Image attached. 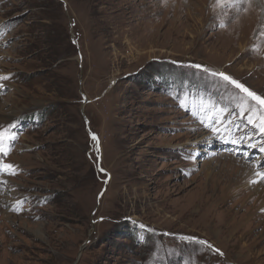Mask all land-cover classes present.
<instances>
[{
    "label": "rangeland",
    "instance_id": "1",
    "mask_svg": "<svg viewBox=\"0 0 264 264\" xmlns=\"http://www.w3.org/2000/svg\"><path fill=\"white\" fill-rule=\"evenodd\" d=\"M253 2L0 0V264H264Z\"/></svg>",
    "mask_w": 264,
    "mask_h": 264
},
{
    "label": "snow or ice",
    "instance_id": "2",
    "mask_svg": "<svg viewBox=\"0 0 264 264\" xmlns=\"http://www.w3.org/2000/svg\"><path fill=\"white\" fill-rule=\"evenodd\" d=\"M194 67H196L197 69H200L202 66L201 65H195ZM204 71H209L208 69H204ZM214 76H220L223 80L228 81L230 83H232L233 85H235L237 88L241 89L243 92L247 93L248 97H251L252 99L260 102V103H264V99H262L261 97L257 96L255 93L249 91V89L245 88L244 85L240 84L238 81L233 80L232 77L226 75L225 73H216V72H212L211 73ZM9 76H0V80H7L9 79ZM4 87L2 84H0V88ZM181 106L184 107L185 102L182 100L181 101ZM15 127V125H9L7 128H3L0 127V175H16L17 173V165L15 164H11V163H5L3 158L5 156H7L9 154V150L11 148L12 142L16 140V134L12 133V129ZM258 127H260V130L262 132H264V118H262V123L261 125H258ZM214 131H216L214 129ZM11 133V134H9ZM93 139L96 140L97 138L95 136H93ZM234 143L236 141H233ZM5 145H8V150L5 149ZM261 151H264V148L261 149ZM257 167H264V164H259L257 165ZM101 171H103V169H101ZM255 177L257 179L251 180L250 183H259L264 181V171H257L254 173ZM7 183V181H2L0 180V184H5ZM23 203V201H17V204L14 206L13 210L15 211H19L20 210V205ZM143 227V226H141ZM182 239L185 240H190L199 244H203L209 248H212V246L210 244H208L207 241H202L199 240L196 237H182ZM215 252H217L220 255H223V253L220 252L219 249H214Z\"/></svg>",
    "mask_w": 264,
    "mask_h": 264
},
{
    "label": "bare ground",
    "instance_id": "3",
    "mask_svg": "<svg viewBox=\"0 0 264 264\" xmlns=\"http://www.w3.org/2000/svg\"><path fill=\"white\" fill-rule=\"evenodd\" d=\"M254 5V7H257L258 9H261V11L263 12L264 11V0H254V2L252 3ZM252 5V6H253ZM133 55V54H132ZM251 174H253L251 172ZM254 191L251 193L252 194V197H249V201L252 200V199H256L255 201L253 202H256L258 203V206L260 208H263L264 209V181L263 182H259V183H256L254 185ZM245 196V195H244ZM257 197V198H255ZM206 200L205 198H202V197H198L197 198V202L195 204H191V203H188L184 206H182V210H181V216H188L189 218L191 216H193V220L192 221H195V218H198L202 212V207H201V203H203V201ZM243 199H241L239 202H242ZM224 203H227L226 200L222 201L221 203H214V204H211V207L214 208L215 210H218L219 206H221V204H224ZM248 203V200L244 201L243 205H242V208ZM252 203V202H251ZM254 203V204H256ZM238 203L235 204V207H237ZM196 209V210H195ZM196 211V212H195ZM254 214V213H253ZM203 216V218H201V221H203L204 223L207 221V225L209 224V221L210 219L209 218H212V217H209V215L207 214H201ZM214 218L216 216H213ZM185 218V217H184ZM212 218V219H214ZM256 216L253 215L249 220L247 218V221L246 222H249L251 225H253V222L255 220ZM242 220V219H241ZM191 221V222H192ZM212 221V220H211ZM262 223V222H261ZM226 224V223H225ZM249 224V225H250ZM259 226V225H258ZM226 230V229H225ZM232 230V229H231ZM234 230V229H233Z\"/></svg>",
    "mask_w": 264,
    "mask_h": 264
}]
</instances>
